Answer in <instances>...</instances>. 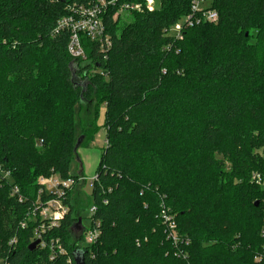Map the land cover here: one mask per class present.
I'll return each instance as SVG.
<instances>
[{
    "label": "trees",
    "instance_id": "obj_1",
    "mask_svg": "<svg viewBox=\"0 0 264 264\" xmlns=\"http://www.w3.org/2000/svg\"><path fill=\"white\" fill-rule=\"evenodd\" d=\"M192 1L159 0V10L131 13L128 24L111 10L112 49L106 56L84 39L80 60L67 49L68 32L53 33L68 3L0 0V166L11 172L0 181V263L78 264L77 253L84 264H264V188L250 182L253 172L264 177V0H207L216 23L169 35ZM47 70L94 108L76 143L71 107L57 128ZM103 108L107 146L87 195L102 235L83 246L70 191L59 228L44 236L67 254L50 261V247L29 251L39 224L31 213L56 196L40 179L85 186L70 166L78 141H94ZM164 207L188 244L168 239Z\"/></svg>",
    "mask_w": 264,
    "mask_h": 264
},
{
    "label": "built area",
    "instance_id": "obj_2",
    "mask_svg": "<svg viewBox=\"0 0 264 264\" xmlns=\"http://www.w3.org/2000/svg\"><path fill=\"white\" fill-rule=\"evenodd\" d=\"M151 0H89L86 4L77 5L75 3L66 4L67 15L58 20L57 26L53 33L68 32L70 35L67 49L70 55L75 59H86V49L83 46V40L88 39L93 43H98L101 52L106 56L112 49V40L106 34V19L110 16V11H117L112 14L111 18H115L123 13H137L142 11L153 12L157 11L150 8ZM60 0H50V3H58ZM190 13L187 17L176 25L178 34L177 39L183 36V29L195 28L202 24L216 23L219 20L217 12L211 8L207 0H193ZM170 33V32H169ZM11 178V172L4 170L0 166V181ZM97 181L96 175L91 179L92 186ZM79 182H86L85 178H80ZM260 183V181H258ZM39 184L50 193L55 194L54 198L44 204L38 201L36 209L31 213L29 221L39 223L34 230V242L40 241V247L46 249L50 247L52 255L50 261H55L60 255L67 254L62 242L59 239L45 240V234L55 228H59L61 220L68 212L65 201L68 197V192L75 186L76 179L63 180L58 175H52L49 178H41ZM13 197L18 196L19 202H24L19 194V188L15 186L12 190ZM97 207L90 208V227L83 230L84 238L83 246L89 248L97 244L101 237V223L94 221L92 217L96 214ZM160 217L163 219L168 232V239L173 245L179 242L188 244V240L180 238L177 232V223L175 217L170 215L164 207L161 210ZM22 228H27V223H22ZM264 228V227H263ZM264 237V229L262 231ZM16 240L13 241L15 243ZM259 262L264 260V255L257 258ZM70 263V262H69ZM0 264H7L6 262Z\"/></svg>",
    "mask_w": 264,
    "mask_h": 264
},
{
    "label": "rangeland",
    "instance_id": "obj_3",
    "mask_svg": "<svg viewBox=\"0 0 264 264\" xmlns=\"http://www.w3.org/2000/svg\"><path fill=\"white\" fill-rule=\"evenodd\" d=\"M161 3H159V0H151L150 1V8L154 10L160 9ZM156 12V11H153ZM114 15H116L118 12L114 11ZM133 15L131 13H123L121 15H118L115 19L118 21L119 19H122V24H128L131 22L132 18L130 16ZM183 21V20H182ZM123 28V26H121ZM170 33L169 35L176 37L178 34V31L176 29V25L170 27V29H166ZM253 42V41H251ZM77 67L74 66V72H77ZM45 84L47 85L48 90L51 93V104L54 107V109L57 107L55 115L56 119L55 121L57 123V128L60 127V122L64 118V114L66 111L69 110L71 107L75 113V121H76V129H75V143L76 141L82 136L81 135V121L80 120H90L93 118L94 108L91 105H88L86 101H84L83 105H80L76 102V92H74L70 88H65L59 78L56 76H53L49 73V70H47L45 74ZM77 81H84L79 78ZM86 97L87 94H86ZM90 99H94V96H90ZM94 104V103H93ZM67 116V115H66ZM105 108L101 110V113L98 117V125L100 126L99 131L97 132V135L95 136V139L92 143L88 144L89 141H85V144L80 148L79 151V157L71 162L70 166V176L72 177H78L79 178H85V186H73L71 190L74 196V204L78 208L79 212H82L81 218L84 221V227L88 229L90 227V208L87 207V195H92V182L91 179L96 175L97 169L100 165V157L103 154L105 147L107 146V140H106V130L104 128L105 125ZM91 121V120H90ZM87 145V146H86ZM39 148L42 149V145H40V142L37 145ZM258 149V148H257ZM226 163V162H225ZM231 165L228 164V162L224 165V170L228 171L230 169ZM40 179V178H39ZM41 180V179H40ZM260 181V183L258 182ZM251 183H255L257 186L260 185V187L264 188V177L261 175V173L253 172L250 179ZM84 183V182H79ZM71 192V193H72ZM84 211V212H83Z\"/></svg>",
    "mask_w": 264,
    "mask_h": 264
},
{
    "label": "water",
    "instance_id": "obj_4",
    "mask_svg": "<svg viewBox=\"0 0 264 264\" xmlns=\"http://www.w3.org/2000/svg\"><path fill=\"white\" fill-rule=\"evenodd\" d=\"M61 2L62 3H69V0H61ZM83 138H81L79 141H78V143H77V145H76V152H78L79 150H80V146H81V144H82V142H83ZM256 206H259V204H257ZM80 221V224L82 223V221L81 220H79ZM40 244V241H35V242H33L32 244H31V246L29 247V251H35L36 249H37V246ZM76 255V261H77V263L78 264H84V261H83V257L81 256V255H79V254H75Z\"/></svg>",
    "mask_w": 264,
    "mask_h": 264
}]
</instances>
